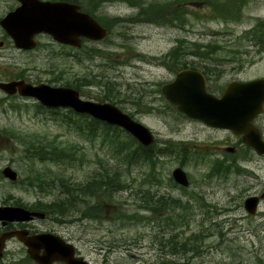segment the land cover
Masks as SVG:
<instances>
[{"label":"rangeland","instance_id":"rangeland-1","mask_svg":"<svg viewBox=\"0 0 264 264\" xmlns=\"http://www.w3.org/2000/svg\"><path fill=\"white\" fill-rule=\"evenodd\" d=\"M79 1L91 9L97 6L95 12L109 27V35L103 41L87 42L81 49L48 45L23 51L8 44L0 26V80L27 78L56 86L81 84L80 90L85 99L113 102L147 125L157 137L156 148L164 153L160 156L162 163L156 171L135 162L121 164L120 155L107 144H91L78 137L67 118L63 121V116L58 117L47 109L38 112V102L33 98L7 95L0 91V205L32 206L35 202L59 200L62 195H58L57 191L62 186L35 189L28 183L32 172L50 170L52 176L64 175L74 183L83 184L102 172L94 161L103 159L113 165L121 164L120 171L125 174L127 188L116 193L112 191L110 195L103 192L97 196L98 199L94 192L69 195L67 198L72 206L67 215L36 221L40 229L73 242L90 264L102 261L146 264L155 262L160 254L175 258L172 253L180 248H195L199 244L206 249L205 245L214 240L205 237L193 240L190 234L201 232L204 230L201 224L207 227L213 219L222 221L237 217H240V223L236 224L240 230H244L227 235L237 238L224 241L217 250H212L213 254L204 253L193 261L195 264H210V259L230 261L232 255L237 254L240 260L245 257L249 264L254 257V252L250 251L256 243L258 264H264V202L255 214L239 206L228 214L219 212L220 215L211 216V210L223 211L220 209L243 204L248 196L264 191V168L258 172L256 156L252 155L249 161H240L252 174L247 172V176L231 174L234 176L228 177L222 174L209 177V169L223 156L218 149L214 151L213 146L217 148L224 144L223 139L236 145L238 136L224 129L208 128L196 120L172 117L171 112L159 108L163 102L161 87L175 76L164 63V55L176 46L180 38L186 41L185 46L194 42L220 46L216 54L201 62H208L214 69L209 73V84L210 90L216 95H220L232 80L248 81L264 76V47L257 45L258 37L244 33L255 25L257 18L264 19V0H246V7L238 9L231 16L233 19L226 22L215 14L209 0H132L144 6V14H139V8L128 0ZM214 1L219 5L225 0ZM17 4V0H0V18ZM175 13L182 17H175ZM156 18L165 22H154ZM94 50L97 55H94ZM186 59L192 61L199 58L190 55ZM82 79H89L92 84H86ZM76 117L79 118L72 114L69 120L75 124ZM10 132L36 137L27 140L39 141L42 145L56 140L62 143L61 146L73 147L72 152L75 148L79 150L77 159L84 157L89 161L84 165L70 164L69 161L66 164L35 159L31 161L25 152L26 145L10 136ZM121 138L127 142L125 136ZM194 143L203 146L202 150L207 152V157L204 155L199 160L201 163L196 160ZM192 145L194 149L191 151ZM184 158V169L192 181L188 190L194 191L195 195L201 194V200H206L207 205L213 204L214 208L191 204L192 207L187 209L169 205L175 197H183L185 202L188 200L180 194L181 190L175 187L171 179L172 170L181 165ZM7 165L18 172L17 182L3 175L2 170ZM152 173L157 175L159 182L152 181L155 179L151 177ZM154 193L169 199L167 205L162 203L163 208L159 211L152 210V204L146 202L148 195ZM95 203L102 211L99 217L92 210ZM85 213L88 217H84ZM1 228L0 220V232H3ZM254 231L258 232V241L253 235L252 240L249 239L250 233ZM245 237H248L247 242ZM215 242L220 241L216 239ZM240 245L245 247L241 248ZM20 247L16 239L7 245L9 251L17 253L16 258L23 256Z\"/></svg>","mask_w":264,"mask_h":264},{"label":"water","instance_id":"water-1","mask_svg":"<svg viewBox=\"0 0 264 264\" xmlns=\"http://www.w3.org/2000/svg\"><path fill=\"white\" fill-rule=\"evenodd\" d=\"M22 4L9 12L0 23L12 37L17 47L29 49L36 45L34 36L39 32L50 33L63 43L77 44L80 36L101 39L107 30L88 13L78 11V6L65 2H43L40 0H21ZM0 88L7 93L19 92L23 96L37 98L46 106H70L78 112H85L111 124H117L144 145L155 141V135L149 127L134 120L117 105L110 102H97L82 99L80 91L65 86L48 84L33 85L23 80L0 82ZM165 97L177 108L193 119L203 121L209 126L231 129L236 134H243L246 143L258 150L261 135L253 119L263 109L264 79L249 81L233 80L229 82L221 96L207 90L205 75L198 70L183 69L176 78L163 86ZM3 174L16 180L17 171L7 166ZM173 175L178 182L186 184V172L183 167H176ZM247 210L256 212L258 197L250 196L246 200ZM44 216L43 212L31 211L24 206H0V219L7 221H27L34 216ZM28 230L3 233L0 248L5 238L17 234L27 246L32 258L41 264L63 261L66 264H88L80 257H75V247L61 236L51 233H37L27 236ZM43 250V252H42Z\"/></svg>","mask_w":264,"mask_h":264},{"label":"trees","instance_id":"trees-1","mask_svg":"<svg viewBox=\"0 0 264 264\" xmlns=\"http://www.w3.org/2000/svg\"><path fill=\"white\" fill-rule=\"evenodd\" d=\"M219 1V0H218ZM229 9L227 6V2ZM212 4V8H214L215 14H218L223 18V20L229 21L231 16H234L238 9H243L246 7V0H225L221 2L219 5L214 0H209ZM139 4V14H144L145 8L143 5ZM232 13L230 14V12ZM177 12V11H176ZM175 17L181 18L178 13H175ZM233 19V18H232ZM240 17L238 18V20ZM154 22H165L163 19L156 18ZM247 36H254L258 37V22L255 24L254 28L247 30L244 32ZM258 40V39H257ZM185 40L180 38L177 40V44L173 47L167 54H165V63L171 70H178L185 67H192L202 69L205 73H212L214 69L208 65V62L202 64L201 62L205 61L206 57L213 56L219 50L220 47L218 44L215 43H198L194 42L191 45L185 46ZM258 45V43H257ZM194 56L199 58V60H192L189 61L186 59L187 56ZM82 81L86 82V84L91 83L92 81L89 79H82ZM77 87H81V84L77 85ZM166 103L169 106L173 107L168 101ZM59 112V110H57ZM65 113V112H63ZM72 114H74L71 110H68V117L67 122L70 123L73 128H71L78 137L85 139L86 141L90 142L91 144L94 143H104L107 144L108 147H111L113 150L120 155L122 162L121 164L130 163H139L140 165H147L152 171L157 170V166L162 163L160 156L162 155L161 149L158 150L156 148V144L151 146H143L137 142L129 133L125 130L121 129L118 126L108 125L104 122L98 121L88 115L82 114L78 115L79 118L76 117V123L73 124L70 118H72ZM63 121H66V116L62 117ZM10 136L19 139L22 143L26 145L25 152L28 153V157L31 161L34 159L36 161L41 162H54L59 164H66L68 161L70 164H86L89 159L84 157H79V150L76 148L72 152L73 147H69L68 145L61 146L62 143L57 142L54 140L53 142L42 145L37 141V143L29 142L27 139H35L36 137H32L22 133H13L10 132ZM125 136L127 142H123L121 137ZM106 140V141H105ZM105 141V142H104ZM135 146V149H133ZM85 153L82 154V156ZM164 154V153H163ZM98 167L102 169L101 173H98L95 177H92L85 183H74L68 177L60 174L51 175L50 170H39L37 172H32L29 178V184L32 185L35 189L37 188H46L47 186H62L60 191H57L58 195H62V198L59 200L49 201L47 203L37 202L33 204L34 208H40L46 210L48 213H53L56 218H63V216L69 213V207L72 206L70 200L67 198L69 195H77V194H86L90 192H94L97 196L99 194H112L116 193L115 191L123 190L125 187L127 188V182L124 180L125 174L120 171V165H113L110 162L99 159L98 161H94ZM186 162V158L183 159L184 164ZM216 167H221L222 165L216 164ZM115 170L112 172L111 170ZM46 173V174H45ZM59 173V172H57ZM151 177H155L152 181L159 180L156 178L157 175L155 173L151 174ZM72 181V182H70ZM67 189H65V187ZM97 189V190H96ZM42 191V190H41ZM56 191V190H55ZM102 192V193H101ZM94 195V196H95ZM148 201L152 204V210L159 211L162 208V203L167 205L166 196H158L155 193L152 195H148ZM18 203V201H17ZM66 204V206H65ZM96 204V203H95ZM174 208V200L170 201V204ZM141 206V205H139ZM92 210L94 213L99 214L96 217L101 215V208H98V204L93 205ZM142 209V208H141ZM138 215V213H136ZM143 216V215H140ZM84 217H88V214L85 213Z\"/></svg>","mask_w":264,"mask_h":264},{"label":"flooded vegetation","instance_id":"flooded-vegetation-1","mask_svg":"<svg viewBox=\"0 0 264 264\" xmlns=\"http://www.w3.org/2000/svg\"><path fill=\"white\" fill-rule=\"evenodd\" d=\"M69 1V0H68ZM19 5V0H17ZM72 2V1H71ZM76 3V2H75ZM15 6V7H17ZM13 7V8H15ZM12 9V8H11ZM258 46L260 47H264V19H258ZM2 31H3V36L5 38V34H4V30L1 27ZM37 39V43L38 45L40 43H46V44H54L55 41L52 39V37L48 34L45 33H40L36 36ZM2 44V42H1ZM61 45V44H58ZM258 79H264V76L262 77H258ZM3 81H8L5 79H2ZM11 80H26L27 82L30 81L33 84H40L43 82H33L27 78H18V79H11ZM1 81V80H0ZM10 81V80H9ZM50 84V83H49ZM165 109H172L171 106H169L168 104L164 105ZM172 113V117L175 118H182V119H190L187 118L185 115L183 114H177L174 111L171 112ZM180 116V117H179ZM193 120V119H190ZM198 122V120H196ZM200 123L204 124L203 122L199 121ZM253 124L256 126L258 133L261 135V143H258V150H256L255 148H253L251 145H249L248 143L245 142L244 140V135L243 134H235L236 136H238L237 141H239L236 145H231L229 144V140L228 139H223L224 144L217 146V148H215L213 146L214 151L218 152L219 154L223 155L222 159H218L216 164H220L222 165V167H216L215 165L209 169V172L207 173L209 175V177L211 176H220L222 174H225L226 176L229 177L230 176H234V175H238V176H247V172L248 168L247 167H243L240 163L241 160L243 161H249L250 158H252L253 156H256L257 158V162H258V172L262 171L264 168V163H262L264 161V104H263V109L262 111H260L258 113V115L253 119ZM206 127L208 128H214V127H210L208 125L205 124ZM218 129V128H215ZM227 132L233 133L231 130H227L224 129ZM234 134V133H233ZM197 150V159L196 160H200L203 159V156L207 154L206 150H202L203 146L201 145H195ZM194 146L192 145L193 149ZM191 147V148H192ZM215 152V153H216ZM198 154L200 156H198ZM242 156V157H240ZM207 157V155L205 156V158ZM204 158V159H205ZM202 162V161H201ZM199 161V163H201ZM184 167V166H183ZM234 174V175H231ZM249 174H252V172L250 171ZM172 177L171 179L175 182L176 184V188L179 187V190H181V195L182 196H186L188 198V200L185 202L182 200V198L178 197V198H173L174 200V208H182L185 207L188 209V207H192L191 204H195V206L198 205V207H212L214 208V205H207L206 204V200L205 202L201 200L202 195H198V193L195 195L193 192L194 191H190L188 190L190 188V186L192 185V181L191 178L189 177V174H186V178H187V182L186 184H183L181 182H178L176 180V178L174 177V175L171 173ZM229 181V180H228ZM182 184V185H181ZM235 185V184H234ZM250 196H256L258 197V207L260 206L261 203L264 202V191H258V195H250ZM248 196V197H250ZM247 197V198H248ZM196 198V199H195ZM247 198L243 201V204H233L231 206L233 207H229V208H221L220 210L223 211H217V210H211V216L215 217L216 215H220L221 213L219 212H223L225 214H228V212L234 210V207H239V206H243L246 210H247V206H246V200ZM195 199V202H194ZM37 203V202H35ZM46 203V202H44ZM198 203V204H197ZM200 203H203V205H199ZM28 208L32 211H37V212H43L44 216H34L33 219L29 220V221H25V222H20V221H8L6 223H2V228L1 230H3V232H14V231H18V230H22V229H27L28 230V234L27 236H31L37 233H42L44 232L43 229H40L38 224L36 223L37 220H43L47 217H50L52 219H55L56 216L53 213H48L46 210L44 209H40V208H34L33 205H27ZM192 215V212H191ZM209 215V211H207V218ZM240 217L237 218H226L223 219L222 221H216L215 219H213L212 222H210L208 224L207 227H203L204 225L201 224L202 230L201 232H192L190 234L191 239L193 240H200L201 238H209L210 240H214V242L212 243H208L206 244V249H204L202 247V245L197 244L195 246V248H190V249H183L180 248L179 250H177L176 252H173V256L175 258H170L169 256H164L162 254H160V257L157 258L155 260V262H148L146 264H195V262L193 261V259L201 257L203 255H205L204 253H208V254H213L212 250L215 249L217 250L221 243H224V241H230V238L236 239L237 237H228L227 235L230 233H239L242 230H244V228H242V230L239 229L238 225L236 223H240L239 220ZM208 220V219H206ZM210 221V219H209ZM218 231V232H217ZM2 231L0 232V236L3 233ZM256 236H255V235ZM257 237V241H258V232H251L249 235V239L252 240V237ZM247 238L245 237V241L247 242ZM18 240L19 244H20V248L19 250L22 249L23 251V256H19L18 258L15 257V255L17 253L11 252L7 249V245L9 244V242L11 243L12 240ZM217 239V241L220 242H215ZM68 241V240H66ZM76 246V245H75ZM255 248L253 250H251L250 252H254V257H253V261H249V264H258V246L255 243ZM240 247H245L244 245H240ZM188 251H192V252H188ZM43 252V250H42ZM76 256L78 257H84V255L82 254V252L80 251V249H78V247L76 246ZM232 259L230 261H215L214 259H210V264H247V259L245 257H243L240 260V257H237V254H233L232 255ZM9 258V259H8ZM86 259V258H85ZM36 259H32L31 255L28 253L27 247L24 245V243L15 236H12L11 238L7 239L6 241H4V243H2V247L0 248V264H41L40 262H36ZM52 264H64L62 262H54ZM99 264H112L111 262L108 261H102ZM197 264H201V263H197Z\"/></svg>","mask_w":264,"mask_h":264},{"label":"bare ground","instance_id":"bare-ground-1","mask_svg":"<svg viewBox=\"0 0 264 264\" xmlns=\"http://www.w3.org/2000/svg\"><path fill=\"white\" fill-rule=\"evenodd\" d=\"M182 185V184H181ZM163 208V207H162ZM179 241V240H178ZM33 259V258H32ZM37 262V261H36Z\"/></svg>","mask_w":264,"mask_h":264}]
</instances>
